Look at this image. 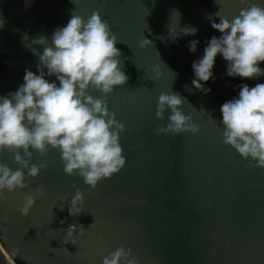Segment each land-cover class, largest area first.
Segmentation results:
<instances>
[{
    "label": "water",
    "instance_id": "1",
    "mask_svg": "<svg viewBox=\"0 0 264 264\" xmlns=\"http://www.w3.org/2000/svg\"><path fill=\"white\" fill-rule=\"evenodd\" d=\"M254 2L264 7V0ZM246 6L240 0H0V96L17 89L25 70L36 74L33 51L42 49L33 41L65 26L71 14L87 18L96 11L108 23L127 77L104 97L124 125L122 169L90 189L78 176L63 174L57 151L34 154L33 163L47 166L0 202V246L15 249L23 264H100L119 246L130 248L140 264H264V171L246 167L221 142L219 125L221 104L240 84L264 83V76L229 77L217 55L215 79L204 83L210 91L191 87V63L211 36L220 35L209 17L218 23L215 12L231 19ZM185 27H195V35L182 34ZM192 40L195 52L187 47ZM169 91L184 98L182 111L197 134L156 135L168 116L165 111L163 120L155 119L157 97ZM0 163L15 167L7 152H0ZM40 187L44 195L21 215L22 197ZM76 189L82 208L69 216ZM69 224L77 225L71 237L63 230Z\"/></svg>",
    "mask_w": 264,
    "mask_h": 264
},
{
    "label": "clouds",
    "instance_id": "2",
    "mask_svg": "<svg viewBox=\"0 0 264 264\" xmlns=\"http://www.w3.org/2000/svg\"><path fill=\"white\" fill-rule=\"evenodd\" d=\"M246 2L247 6L231 19L219 11L214 13L218 23L209 17L210 27L220 35L211 36L202 56L191 63V87L197 91H210L204 83L215 79L212 68L217 55L225 61L229 77L264 76V69L259 67L264 61V7L254 0H240L241 4ZM196 31L195 27H185L182 34L195 35ZM33 43L42 49L39 53L33 51L38 56L36 74L25 70L17 89L0 96V152L10 153L15 165L11 168L0 163V202L6 194L27 188L29 179H35L46 168L45 162H32L34 154L44 157L49 150L57 151L63 174L78 176L90 189L117 174L125 164L119 142L124 125L115 119L104 100L127 79L121 70L120 52L114 46L117 39L108 23L96 11L87 18L71 14L65 26ZM196 44V40L189 42L190 52H195ZM168 72L172 78L176 75ZM46 76H54L55 80L49 81ZM238 87L237 95L219 109L221 142L246 160L247 167L264 170V83L252 87L242 83ZM183 103L182 96L170 91L157 97L155 119L163 120L165 111L168 116L166 124L156 127V135L197 134L199 129L191 116L182 111ZM43 195L42 187L35 195L26 193L20 214L27 215L34 198ZM66 199H61V210ZM81 208L82 195L76 189L68 200V215L79 214ZM74 229L77 225L69 224L63 230L71 237ZM16 256L15 249L9 252L0 246L5 264H16ZM100 264H140V260L130 248L119 246L102 257Z\"/></svg>",
    "mask_w": 264,
    "mask_h": 264
},
{
    "label": "rangeland",
    "instance_id": "3",
    "mask_svg": "<svg viewBox=\"0 0 264 264\" xmlns=\"http://www.w3.org/2000/svg\"><path fill=\"white\" fill-rule=\"evenodd\" d=\"M0 264H5L2 257H0Z\"/></svg>",
    "mask_w": 264,
    "mask_h": 264
},
{
    "label": "trees",
    "instance_id": "4",
    "mask_svg": "<svg viewBox=\"0 0 264 264\" xmlns=\"http://www.w3.org/2000/svg\"><path fill=\"white\" fill-rule=\"evenodd\" d=\"M16 264H23L22 262L15 260Z\"/></svg>",
    "mask_w": 264,
    "mask_h": 264
},
{
    "label": "snow or ice",
    "instance_id": "5",
    "mask_svg": "<svg viewBox=\"0 0 264 264\" xmlns=\"http://www.w3.org/2000/svg\"><path fill=\"white\" fill-rule=\"evenodd\" d=\"M246 167H247V165H246ZM262 170V169H261ZM262 171H264V170H262Z\"/></svg>",
    "mask_w": 264,
    "mask_h": 264
}]
</instances>
